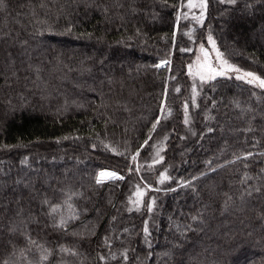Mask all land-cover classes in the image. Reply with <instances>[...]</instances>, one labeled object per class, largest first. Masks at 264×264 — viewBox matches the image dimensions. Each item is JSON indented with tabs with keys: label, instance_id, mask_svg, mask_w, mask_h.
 <instances>
[{
	"label": "trees",
	"instance_id": "trees-1",
	"mask_svg": "<svg viewBox=\"0 0 264 264\" xmlns=\"http://www.w3.org/2000/svg\"><path fill=\"white\" fill-rule=\"evenodd\" d=\"M2 5L0 261L25 264L26 230L47 264H264V91L219 77L193 100L188 75L210 32L230 62L264 76V0H208L203 27L177 21L181 0ZM164 60L170 70L155 67ZM102 169L124 179L97 185ZM137 185L151 213L129 202ZM72 192L79 219L61 231L43 202ZM27 255L37 264L35 246Z\"/></svg>",
	"mask_w": 264,
	"mask_h": 264
},
{
	"label": "snow or ice",
	"instance_id": "snow-or-ice-1",
	"mask_svg": "<svg viewBox=\"0 0 264 264\" xmlns=\"http://www.w3.org/2000/svg\"><path fill=\"white\" fill-rule=\"evenodd\" d=\"M220 4H227V5H235L236 0H217ZM181 4L183 7L180 9L181 15L177 16V21L183 17V19H191L196 25H199L200 27H203L204 19L206 18L207 13V7H208V0H181ZM0 6L2 5V0H0ZM70 30V29H69ZM195 42V41H193ZM206 42L208 45H210V49L205 47V43L201 42L199 44V52L201 55L196 57L195 63L188 65V75H190L193 78V85H192V95L193 100L196 95L199 94V91L203 90V86L205 84L210 85L212 88H215V84L213 81H216L218 77H224L227 79H232L233 76L229 75L230 73L235 74L234 78L237 80H241L246 82L249 85H252L256 88L261 89L264 91V77H261L253 72L250 71H243L237 66L229 63L228 59L225 57V54L221 52L219 46L217 45V42L215 38L211 35L209 32L208 36L206 37ZM181 52H188L192 51V49L188 48H181ZM155 67H168L170 70V61L164 60L161 61L159 64L155 65ZM197 83L199 84V91L197 88ZM175 91L178 93L180 92L179 88H176ZM166 103V101H162V107H161V114H164V107L163 105ZM237 107H239V104H236ZM184 111H185V119L184 123L188 124V102L185 101L184 103ZM167 115H171V110L169 109L167 112ZM160 123V118H158L155 123L152 125L151 131H155L157 125ZM211 131V129H209ZM67 139V137H65ZM151 135L148 136V139L144 141V144L147 145L148 140H151ZM167 139V137H165ZM59 142V141H58ZM93 148H95V145H92ZM107 148L108 146L105 145ZM113 151H115L113 149ZM139 155V150L131 157V159L135 162L137 156ZM253 153H248L243 157V159H248V157L252 156ZM156 157H159L158 160H155L156 163H159L160 160L163 159V157L160 156V152H156ZM241 157H237V159H240ZM26 163V161H25ZM132 169H129L131 171ZM136 171H139V167L136 168ZM124 177L119 175L115 171L110 170H102L100 171L96 178L95 183L97 185H103L106 182L109 181H117V180H123ZM169 179L167 176H161L160 183H164L165 180ZM251 179V177L246 176L245 182L247 180ZM187 186V185H184ZM255 191H259V188H256ZM252 191L249 190L247 192V195H251ZM146 195V191L142 190L139 185H137V190L134 193V199L132 197H129V202L134 206L135 210L139 212L141 208H145L147 212L151 213L153 211V208L155 206V199L150 198V204L145 206L143 204V197ZM82 196V193L79 192H72L69 194H66V199L63 201L62 205H53L48 200H45L43 203L47 204L48 212L47 215L52 218L53 226L61 231H66L69 225V222L75 221L79 219V211L74 206L73 200L74 198H78ZM231 197H229V200ZM241 199L243 200V195L241 196ZM225 206L227 207V201L225 202ZM132 208H129L128 211H132ZM115 217L113 218V220ZM193 219H196V217H193ZM19 229L17 226H12L11 231L17 232ZM124 231H127L125 229ZM145 233V243L151 246L150 241L148 237L151 235L147 228V222H145V227L143 229ZM26 241H27V252H31L32 246H35L37 250L39 251V258L37 261V264H47L49 260V256L51 255V252L49 249L45 248L43 245L38 244L35 240L32 239L31 234L28 233L26 230L23 233ZM105 246H107L109 249L111 248V244L109 242L108 237L104 238ZM59 251L61 253H66L68 255L75 256L77 253L72 250L65 248L63 246L60 247ZM25 250H20V255L23 258L25 264H32V262L28 259V255ZM15 251H13L12 255H15ZM124 260H127V253L121 254ZM113 259H115V256H113ZM100 260L104 262V264H107V257L101 255ZM0 264H9L8 261H0Z\"/></svg>",
	"mask_w": 264,
	"mask_h": 264
},
{
	"label": "rangeland",
	"instance_id": "rangeland-1",
	"mask_svg": "<svg viewBox=\"0 0 264 264\" xmlns=\"http://www.w3.org/2000/svg\"><path fill=\"white\" fill-rule=\"evenodd\" d=\"M218 45V44H217ZM205 47L206 48H209L210 49V45H208L207 43L205 44ZM222 52V51H221ZM199 55H201V53L199 52V47L197 48V51H196V55H195V57L193 58V60L191 61V63L190 64H194L195 63V60H196V57L197 56H199ZM229 61V60H228ZM229 63H231V64H233V65H235V66H237L238 68H240L241 70H243V71H250V72H253V73H255V74H257V75H259V76H261V77H264L263 75H261L260 73H258V72H255V71H251V70H246V69H243V68H241V67H239L238 65H236V64H234V63H232V62H230L229 61ZM189 64V65H190ZM229 75H232L233 76V78H234V76H235V74H233V73H230ZM190 76V75H189ZM190 78H191V80H192V83H193V78L190 76ZM219 78V77H218ZM197 88H198V90H199V84L197 83ZM162 146V147H161ZM162 148H164V145L163 144H161V145H159L158 147H156L155 148V158H154V160L150 163V165H152L153 163H156L155 162V160H158L159 159V157H156V152L157 151H159L160 152V150L162 149ZM160 155H161V152H160ZM161 157H162V155H161ZM161 161V160H160ZM138 164V162H136V165ZM102 170H109V169H102ZM101 170V171H102ZM110 171H113V170H110ZM100 172V171H99ZM116 172V171H115ZM118 173V172H117ZM119 174V173H118ZM119 175H121V174H119ZM122 176V175H121ZM165 176H168L167 174L165 175ZM150 187V186H149ZM135 198V197H134Z\"/></svg>",
	"mask_w": 264,
	"mask_h": 264
}]
</instances>
